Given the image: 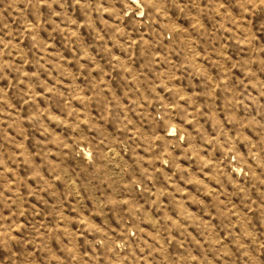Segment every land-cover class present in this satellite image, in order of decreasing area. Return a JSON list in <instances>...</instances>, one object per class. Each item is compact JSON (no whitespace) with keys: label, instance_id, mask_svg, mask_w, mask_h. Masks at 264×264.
Here are the masks:
<instances>
[{"label":"rangeland","instance_id":"374dc122","mask_svg":"<svg viewBox=\"0 0 264 264\" xmlns=\"http://www.w3.org/2000/svg\"><path fill=\"white\" fill-rule=\"evenodd\" d=\"M0 264H264V0H0Z\"/></svg>","mask_w":264,"mask_h":264}]
</instances>
